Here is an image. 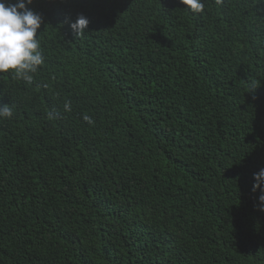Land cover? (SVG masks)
<instances>
[{"label":"trees","instance_id":"16d2710c","mask_svg":"<svg viewBox=\"0 0 264 264\" xmlns=\"http://www.w3.org/2000/svg\"><path fill=\"white\" fill-rule=\"evenodd\" d=\"M204 3L26 5L45 64L0 73V264H264V0Z\"/></svg>","mask_w":264,"mask_h":264},{"label":"clouds","instance_id":"9594fccd","mask_svg":"<svg viewBox=\"0 0 264 264\" xmlns=\"http://www.w3.org/2000/svg\"><path fill=\"white\" fill-rule=\"evenodd\" d=\"M180 2L193 13L202 14L204 12V0H180ZM215 2L219 5L222 0H215ZM31 3L32 0H16L15 3L6 5L4 0H0V73L13 70L16 79L27 83L33 81L38 68L45 64V55L41 51L37 35V30L43 23V17L26 6ZM88 25L89 19L84 14H79L74 22H69L70 29L76 35H82L88 29ZM255 86L257 84L253 82L251 88ZM63 107L65 111H71L70 102L66 101ZM12 116L11 106L0 105V118H11ZM83 119L89 124L94 123L88 115H84ZM253 175L255 179L253 191L260 187L259 200L264 202V168ZM260 207L264 210V204Z\"/></svg>","mask_w":264,"mask_h":264}]
</instances>
